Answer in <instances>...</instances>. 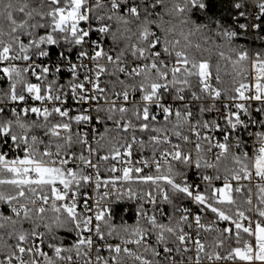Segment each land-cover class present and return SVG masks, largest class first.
Segmentation results:
<instances>
[{"label": "snow or ice", "instance_id": "1", "mask_svg": "<svg viewBox=\"0 0 264 264\" xmlns=\"http://www.w3.org/2000/svg\"><path fill=\"white\" fill-rule=\"evenodd\" d=\"M0 264H264V0H0Z\"/></svg>", "mask_w": 264, "mask_h": 264}, {"label": "trees", "instance_id": "2", "mask_svg": "<svg viewBox=\"0 0 264 264\" xmlns=\"http://www.w3.org/2000/svg\"><path fill=\"white\" fill-rule=\"evenodd\" d=\"M130 217H131V212H129V215H128V217L126 219L128 220L129 223H133V220H131Z\"/></svg>", "mask_w": 264, "mask_h": 264}, {"label": "built area", "instance_id": "3", "mask_svg": "<svg viewBox=\"0 0 264 264\" xmlns=\"http://www.w3.org/2000/svg\"><path fill=\"white\" fill-rule=\"evenodd\" d=\"M130 218H131V220H133V219H132V213H131V217H130Z\"/></svg>", "mask_w": 264, "mask_h": 264}]
</instances>
